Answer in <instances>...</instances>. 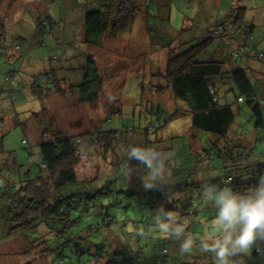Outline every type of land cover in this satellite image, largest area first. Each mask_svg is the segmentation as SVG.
I'll use <instances>...</instances> for the list:
<instances>
[{"label":"trees","instance_id":"16d2710c","mask_svg":"<svg viewBox=\"0 0 264 264\" xmlns=\"http://www.w3.org/2000/svg\"><path fill=\"white\" fill-rule=\"evenodd\" d=\"M3 1L0 0V4ZM171 1L87 0V7L91 5L96 8L83 14V43L86 47H96L100 45L103 38H117L120 33L130 27L133 28L132 24L137 13H146L143 24L146 27L150 53L163 51L165 56L163 71H160L159 66L154 67L151 60L148 81L151 87L150 92L154 95L170 93L174 101L179 102L183 107L182 110L177 109L174 116H189L191 128L208 136L207 142L210 140L212 145L208 146L205 153L197 154L196 151H192V154L196 159L199 158L197 161L201 160V168L205 161L211 166L213 160L220 158L219 169L222 174L213 179L209 178L206 183L210 182L223 187L226 181H230V187L234 191L246 193L250 187L257 185L258 178L264 175V160L254 155L257 144L264 143V137H257L254 143H247L245 138L239 137L235 141H225L222 146L217 140L225 138L231 130L240 106L250 109L256 118L254 127L264 132V90H262L264 74L261 75L258 81L260 85L257 87L255 72L248 64L253 61L260 62L264 66V51L257 50L255 46L254 29L257 22L247 17L248 8L242 6L243 0H234L233 7L229 11L218 13L217 17H207L200 10L201 7L196 6L195 0H173L172 3L176 4L175 11L169 12L173 5L170 4ZM177 9L180 10L184 20L183 25L178 26V30H174L171 25V15L175 14ZM150 18L153 20V25L148 24ZM36 24V29L43 38L51 36L55 30V24L49 17L47 21L37 20ZM154 32L155 35L152 36ZM187 35L190 36L180 39ZM18 41L25 42L22 38H18ZM13 49L20 50V43L14 44ZM218 49H224L226 53L221 58H214L217 56ZM80 59L79 56L78 60ZM69 60L67 59L66 64H61L57 69L54 68L47 73L49 77L44 84L37 78L30 79L31 94L39 105L51 96L61 94L62 89L65 88L64 85L67 86L66 89H76L81 96V101L89 103L96 99V92L92 88L100 87L102 77L96 67L95 56L90 53L84 54L80 64L82 71L80 79L75 77L77 71H73L72 59L70 64H68ZM11 77L15 78L14 71L6 73L3 81L9 83ZM69 78L77 80L75 86L68 85ZM160 81L163 82L162 85ZM223 86L226 87L224 91ZM21 87V91L26 90L24 85ZM14 89L11 86L8 90L2 91V97L12 102L16 101ZM19 93L21 94L20 90ZM229 94L234 95V103L228 102ZM234 104L237 106L236 110L232 108ZM10 105L12 108L6 111L13 114L16 119L17 110L14 108V103ZM160 105L161 103L157 106L150 104L142 111L150 116L157 114L160 117L165 111ZM113 115L120 116V109L115 110ZM108 119L109 115L106 116L105 121ZM11 121L15 125H20L17 120ZM165 124V121L157 124L149 123L143 133L146 136L143 145L135 142L139 138L130 141L123 138L126 130H120V128L105 129L97 126L94 131L84 134L81 140V138L57 132L45 124L42 136H39L40 140L37 143L40 154L39 172L30 178L32 170L26 169V172L21 173L26 179L19 181L17 188L14 189V183H10L11 187L8 185L7 188H0V225L3 230L0 242L24 235L22 234L24 231L32 230L38 233L31 236V241L30 237L25 238L29 247L41 249L38 253L44 255L49 252L55 253L59 257L60 264H64L66 257L69 264H134L138 251L141 249V236L136 234L138 230L143 229L148 233L144 236L148 240L145 245L155 247L151 240L153 235L150 227L156 211L161 206L166 211L176 213L181 220H187L186 232L192 236L197 246L201 240L206 238L211 240L213 237L199 238V233L195 231L198 223L196 216L198 217L201 213L195 210L193 205L195 193L201 190L196 181L192 185L179 182L172 185L165 184L151 190H146L142 182L143 189L138 192V197L144 201L139 200L140 225L139 222H133L134 230L128 225L124 235L123 233L121 235L120 227L117 229V235L115 231L107 234L108 245L112 240L117 242L113 247L109 246L106 249L99 246L91 241L87 231L80 229L82 213L93 212V201L105 196L109 198L112 193L132 195L129 191L132 189H128L122 182L125 178L120 179L116 175L117 168L125 167V149L129 145L145 146L144 144L151 143L148 141V136L164 128ZM197 137L200 143L202 140L198 135ZM211 137L216 141H211ZM83 140L82 147L80 143ZM255 143L256 146H254ZM90 150H96L94 154L99 153L104 158L107 153L112 154L113 158L109 163L111 175L94 177L89 181H82L79 178L78 169L83 166V160L91 157ZM134 164L141 165L139 162ZM0 165L6 166L5 161L2 162L0 159ZM196 168H199V165ZM143 171L145 175L146 170ZM203 183H205L204 180ZM76 185L87 187L86 192L78 196L59 194L63 189ZM203 211L206 221L214 220L217 215V209L212 203ZM107 215L103 216L101 223L103 227L109 228L113 222ZM48 222H50L49 226ZM88 230L91 233H97L99 227L97 224H91ZM156 232L159 231L156 229ZM159 234L160 237H153L160 244H156L159 251L157 255L153 252L152 264H161L162 258L168 253L166 246L168 243L178 245L177 250L180 252V243L184 238L176 239L160 232ZM50 243L55 244L54 249L47 248ZM263 244L264 241L262 246L255 247L252 253L256 261L262 260ZM110 248L113 250L110 251ZM258 249L261 250L260 254L256 252ZM162 250L165 253L162 254ZM184 256L186 258L181 264H213L212 254L203 253L198 247ZM117 258L121 259L120 263L117 262ZM234 259L235 264H250L243 255H238Z\"/></svg>","mask_w":264,"mask_h":264},{"label":"rangeland","instance_id":"374dc122","mask_svg":"<svg viewBox=\"0 0 264 264\" xmlns=\"http://www.w3.org/2000/svg\"><path fill=\"white\" fill-rule=\"evenodd\" d=\"M86 1L4 0L0 4V106L7 105V108H12L10 104L14 103V108L17 110V120L20 122V125L13 124L11 120L15 122L16 119H13L11 114L6 115L5 118L3 116L5 114L1 113L2 108H0V115L3 116H0V119L4 120L3 125L0 121V154L3 152L8 158L7 167H4L5 171L2 173V177L8 180L4 184L5 188L10 183H14V189L17 188L18 182L26 179L21 174L26 172V169L32 170L30 178L39 172L40 154L37 143L45 124L57 132L78 137L81 140L84 134L88 131H94L97 126L105 129L120 128V130H126L123 138L129 139V141L139 138L135 142L143 145L144 139H146L143 134L145 127L149 123L157 124L160 121H165L164 128L148 136V141L151 143L144 144L145 146L142 147H152L159 151L164 149L162 152L172 154L168 161L171 176L166 180V185L179 182L192 185L196 181L199 183V187H202L209 178L213 179L222 174L221 169L218 168L221 165L220 158L213 160L211 166L207 165L205 161L201 168V160L197 161L199 158L196 159L195 155L192 154V151H196L197 154L199 152L204 154L208 146L212 144L207 142L208 136L206 134L191 128L189 116H174L177 109H183L182 105L175 102L168 92L160 95H154L150 92L151 87L148 81L150 80L151 60H153L154 67L159 66L160 71H163L165 56L163 51L151 52L152 55L150 54V46L146 39V27L143 24L146 13H137L134 24H132L134 25L133 28H128L125 32L120 33L117 38H103L99 46L86 47L82 40L83 14L96 8V6L91 5L88 8ZM234 3V0H221V11H229ZM242 3V6L248 8L247 17L255 19L257 22L254 29L255 37L259 42V49L264 51V0H243ZM236 5L238 6V4ZM171 10L175 11L173 7ZM177 10L175 14L171 15V25L174 30H178V26L183 25L182 21L184 20L180 10ZM210 12L205 15L210 16ZM48 17L55 24V30L51 36L43 38L36 29V22L40 19L47 21ZM148 21L149 25L154 24L151 18ZM194 31L196 32V30ZM154 35L155 32L152 36ZM189 36H183L180 39ZM18 38L24 39L25 42L18 41ZM19 43L21 49L15 51L13 46ZM85 53L95 56V64L102 77L100 87L93 86L92 88L96 92V99L89 103L81 101V96L76 89H66L67 86L64 85L65 88L62 89L61 94L53 95L39 105L31 94L30 79L37 78L40 83L44 84L49 77L46 74L54 68L57 69L59 65L66 64L67 59H70L68 64L72 59L73 63H71L74 65L72 69L77 71L75 77L80 79L82 75L80 64ZM79 56L81 57L80 60H78ZM250 64L262 65L260 62L253 61ZM10 71H14L15 78L11 77L9 83L4 82V75ZM76 82L75 78H69L68 85L73 84L75 86ZM159 83L162 85L163 82L160 81ZM257 84L259 87L260 84L258 82ZM21 85H24L26 90L21 91ZM8 86L15 88L13 93L16 95V101L14 102L2 97V91L8 90ZM224 90H226L225 86H223ZM219 91L223 92L221 89ZM227 99L230 104L234 103V95L229 94ZM159 103L165 110L160 117L157 114L150 116L142 111L147 108V105L157 106ZM118 108L120 109V116L116 117L113 112L117 111ZM232 108L236 110L237 106L234 104ZM108 115L109 119L105 121ZM255 122L256 118L250 109L246 106H240L233 127L223 139L235 141L242 137L247 143H254V139L257 137H264V132L260 128L254 127ZM197 135L202 140L200 143ZM224 140L218 139L217 142L222 146ZM83 143L84 140L80 143L82 147ZM167 148H171V150H167ZM255 151L254 155L264 160V143L257 144ZM94 152L96 150H90L91 157L83 160V166L78 169L79 178L82 181H89L94 177L101 178L107 174L111 175L109 163L113 158L112 154L107 153L106 158H104L99 153L94 154ZM95 157L97 158L95 159ZM136 162L138 161L130 162V166L134 170L130 178L125 175V167H122L123 169L117 168L116 174L120 179L125 178V181L122 179V182L126 184L128 189H132L129 190L132 192L131 196H127L126 193H112L109 198L105 196L93 201V212L82 213L80 229L88 232L92 242L106 249L117 243L112 240L111 244L108 245L107 236L110 232L115 231L117 235V229L120 227L121 235L122 233L124 235L128 225L132 230L135 227L133 222H139L140 225L139 200L141 199L140 202H142L143 199L138 197V192L143 189L141 183L143 182L145 167L143 165L137 166L134 164ZM198 165L199 168H196ZM13 166L16 167L15 170L12 168ZM86 190L87 187L82 185L69 186L60 191L59 194L78 196ZM194 198V208L201 212L198 217L196 216L198 223L195 226V231L199 233V238L205 236L216 238L219 233L212 231V220L206 221L203 211L211 202L203 201L200 191L195 193ZM106 214L113 222L109 228L103 227L101 223ZM91 224H97L99 227L97 233H91L88 230V226ZM154 224L153 219L150 227L152 235L154 238L160 237ZM2 231L0 225V236L3 234ZM36 233L38 232L32 230L24 231L22 234L25 236L21 235L1 241L0 264H60L59 257L55 253L49 252L44 255L38 253L41 249L29 247L25 238L30 237L31 241V236H35ZM153 237L151 240L155 247H147L145 242L148 240L141 237V249L138 251L134 264H152V254L153 252L158 254L159 249L156 244H160ZM262 243L263 241H259L250 252L240 255H243L250 264H264V244L262 260L256 261L252 257L255 247L262 246ZM166 246L168 253L162 258L161 264H181L186 257L178 252L177 247L179 246L173 243H168ZM54 247V243L47 246L50 249H54ZM112 250L110 248V251ZM204 260L206 261V259ZM117 262L120 263L121 259L117 258ZM64 264H69L67 257Z\"/></svg>","mask_w":264,"mask_h":264},{"label":"clouds","instance_id":"9594fccd","mask_svg":"<svg viewBox=\"0 0 264 264\" xmlns=\"http://www.w3.org/2000/svg\"><path fill=\"white\" fill-rule=\"evenodd\" d=\"M171 153L129 145L125 149V175L130 178L133 168L129 161L137 160L146 169L143 186L146 190L162 187L171 176L168 161ZM203 201L211 202L217 209L212 220V231L219 233L216 238L201 240L197 246L195 240L186 232L187 220L161 206L153 217L155 228L168 237L179 239L180 254L191 253L198 247L203 253L213 256V264H235V257L246 254L259 242L264 241V175L258 178L257 185L250 187L246 193H239L226 181L223 187L212 183L203 184L200 190ZM144 237L143 229L136 232Z\"/></svg>","mask_w":264,"mask_h":264},{"label":"crops","instance_id":"0c3cea01","mask_svg":"<svg viewBox=\"0 0 264 264\" xmlns=\"http://www.w3.org/2000/svg\"><path fill=\"white\" fill-rule=\"evenodd\" d=\"M172 2H174L173 0L171 1V3L170 4H173ZM195 3H196V6L197 7H201V9L200 10H202L203 11V13L204 14H207V13H209V11H211L210 12V16L211 15H213V16H215V17H217L219 14L218 13H222L223 11H221V0H195ZM175 6H176V4H173L172 6H171V8L173 7V8H175ZM170 10L171 9H169V12H170ZM213 10V11H212ZM254 22H255V20H254ZM210 26H212V25H210ZM200 30V29H199ZM196 37H198V36H196ZM259 44V42H258V40H257V38H256V42H255V46L257 47L256 49L257 50H261V49H259V46H258V44ZM226 53V50H221V49H218V50H216V55L217 56H215L214 58H221L224 54ZM151 54V53H150ZM152 55V54H151ZM249 64V66L250 67H252V69H253V72H255V77H256V82H258L259 81V79H260V77H261V75L263 76V74H264V67H261L262 65H260V66H256V65H252V64H250V63H248ZM262 90H264V84H263V88H262ZM7 105H1L0 106V108H3V109H1V113L2 114H5V115H3V116H5V118H6V115H8V114H10V112H7L6 110H8V108L6 107ZM12 115V118L14 119V117H13V114H11ZM0 116H2V115H0ZM2 116V117H3ZM18 118H16V120H17ZM0 121H1V124L3 125V119H0ZM17 122H18V120H17ZM19 124H20V122H18ZM0 134H1V132H0ZM211 139V141L213 140V137H211L210 138ZM222 140H224V139H222ZM213 141H215V140H213ZM225 141H227L226 139L224 140V142ZM223 142V143H224ZM3 143V142H2ZM208 143H211L210 142V140L208 141ZM221 146V145H220ZM200 150V149H199ZM0 159L2 160V162H3V160L5 161V164H7V156L5 157V154H3V152L0 154ZM5 166H3V165H0V188H5V178H3L2 177V173L5 171V168H4ZM7 167V166H6ZM213 167V166H212ZM218 168H220V167H218ZM10 187V186H9Z\"/></svg>","mask_w":264,"mask_h":264},{"label":"built area","instance_id":"2783aa9c","mask_svg":"<svg viewBox=\"0 0 264 264\" xmlns=\"http://www.w3.org/2000/svg\"><path fill=\"white\" fill-rule=\"evenodd\" d=\"M261 101L263 102V99H261ZM256 252H257L258 254H260V253H261V250H260V249H258V250H256ZM161 253L163 254V253H165V251H164V250H162V251H161Z\"/></svg>","mask_w":264,"mask_h":264},{"label":"bare ground","instance_id":"6f19581e","mask_svg":"<svg viewBox=\"0 0 264 264\" xmlns=\"http://www.w3.org/2000/svg\"><path fill=\"white\" fill-rule=\"evenodd\" d=\"M40 136H42V135H40Z\"/></svg>","mask_w":264,"mask_h":264}]
</instances>
